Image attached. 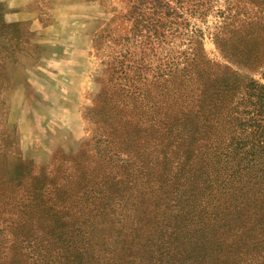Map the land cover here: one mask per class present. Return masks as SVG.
<instances>
[{
  "label": "rangeland",
  "instance_id": "374dc122",
  "mask_svg": "<svg viewBox=\"0 0 264 264\" xmlns=\"http://www.w3.org/2000/svg\"><path fill=\"white\" fill-rule=\"evenodd\" d=\"M178 1L0 0V241L8 257L0 264L29 259L13 247L28 231L21 213L36 216L35 237L46 246L51 228L33 207L40 200L64 218L54 226L81 223L82 212L102 210L99 196H122L118 182L127 178L145 217L163 220L165 176L199 167L205 181L190 194L194 210L164 220L177 223L176 236L126 221L128 233L155 239L143 264H264V148L255 132L264 120L253 118L243 90L250 78L264 86V57L255 62L264 22L254 36L235 32L245 27L239 19L264 20V0ZM228 66L240 87L216 99ZM235 137L260 148L256 158H234Z\"/></svg>",
  "mask_w": 264,
  "mask_h": 264
},
{
  "label": "trees",
  "instance_id": "16d2710c",
  "mask_svg": "<svg viewBox=\"0 0 264 264\" xmlns=\"http://www.w3.org/2000/svg\"><path fill=\"white\" fill-rule=\"evenodd\" d=\"M180 1L181 0L178 2ZM243 1L247 3L249 2L250 4H260L259 0ZM247 19H239V21L245 23V25L241 23V25H238L232 23V21L225 22L223 28L226 24L228 27L234 26V24L236 27L245 26L243 27L244 30H240L239 28L235 32L247 36H254L259 28V23L264 22V20L260 19L255 23H249V20ZM224 46L233 48L232 42L230 43L228 39ZM262 57H264V55L257 54L255 62L262 59ZM255 66L258 67L259 65ZM228 69L229 70L225 74V83L218 85L216 91L213 93V97L216 99H218L220 93L232 97L236 92L235 90L240 87L238 84H233V76L237 73L236 69H232L230 66H228ZM250 81L251 82L246 83L243 88L247 97L246 102L253 108V118L261 117L260 120L263 121L264 86L257 83L253 78H250ZM232 104L233 102L231 105ZM256 130L257 131L255 132H261L259 138L260 141L262 140L261 147L263 149L264 127H260L259 125ZM245 139L246 138L242 137L233 138L230 142L229 153L232 154L234 158L245 161V164H247L256 158V153L258 152L257 149L260 148L256 147L254 144L247 145ZM177 149L178 152H182L180 148ZM173 158V161L178 160V157ZM192 160V157L188 155V151L184 150L182 163L188 165ZM193 165L198 167L199 163ZM202 169V167L196 168L193 173L188 174L186 170H182L181 168V171H179L177 175L165 176V179L162 181L163 190L160 191V188L158 189L163 201V204L158 209L159 211H162L164 208L165 214L168 216V218H166V216L162 215L163 220H157V218L147 219V217H145L147 215L148 207L143 204V197L141 196V198H138L126 193L130 187L129 185L133 182L129 181L127 178L121 179V181L118 182L120 183L118 191L124 193L122 196H99V203L102 206V210L99 212V210L92 209L91 212L88 213L89 215L82 212L81 215L86 216L87 220H85V218L81 223L78 222L75 224L71 223L70 225L61 224L54 226V224H51L52 222L57 223L60 221L62 223L64 218L61 220L60 213H47L44 209L45 203L40 200L39 203H35V206L33 207L39 210L40 216L38 217V220L43 221L44 224L49 225L51 228L49 239H46V246L42 244V242H44L43 240H45L43 237L40 239H36L35 237L37 230L34 229L33 220L36 216L28 212L25 214L21 213L23 214V217L21 216V223L27 224V226H24L23 228H28V231L25 233L20 245L16 244V246H13L18 250L15 252V257H28L29 259H33L34 263L39 262V264H93L98 257L100 258L103 256L108 257L109 262L107 264H143L145 260L144 257L148 253L154 254L156 251L154 250L153 243L155 239L152 235L140 239V235L134 234V229L132 232L128 233L129 230L126 227L134 225L135 228H147L152 231L160 229V231H164L165 234L171 231V235L176 236L178 232L177 223L174 224L175 226H172L164 220H171V218L178 219L182 217L181 215H186L194 210L197 205V200L193 201L194 196L190 197V194L194 189L201 186L203 181H205L204 178L201 179ZM89 189L90 188H88V190ZM119 192L116 193L118 194ZM101 200H104L105 202L102 204ZM33 207L32 209L35 210ZM118 208L119 210L116 211ZM140 212L143 213V217L139 216ZM93 213L94 215H91ZM65 221H67V219H65ZM126 221L130 222V225H127ZM99 226L100 232L98 233L97 228H99ZM67 227H71L70 233H68ZM110 241H112L114 247L108 252L107 243ZM25 242L27 246H23ZM5 248L2 237L0 241V255H2L1 250ZM158 250L159 249H157V251ZM2 256L6 257V259L8 258L7 255ZM29 259H25L24 263H29Z\"/></svg>",
  "mask_w": 264,
  "mask_h": 264
}]
</instances>
